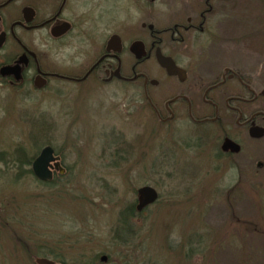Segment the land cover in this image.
<instances>
[{
	"label": "rangeland",
	"instance_id": "1",
	"mask_svg": "<svg viewBox=\"0 0 264 264\" xmlns=\"http://www.w3.org/2000/svg\"><path fill=\"white\" fill-rule=\"evenodd\" d=\"M86 1L97 6L96 17L111 9L115 30L125 24L130 35L148 15L144 0ZM200 1L156 0L153 8L164 25L198 12ZM212 3L211 23L241 49L225 60L255 71L261 86L264 0ZM217 38L222 41L220 33ZM147 68L157 76L154 63ZM78 92L56 83L16 93L0 85V155L6 160L0 161V264H264V167H257L264 163V138L236 132L243 151L225 162L214 159L221 126H196L184 113L160 122L153 105L141 104L130 89ZM153 96L161 103L166 94L153 89ZM39 136L68 170L49 187L15 180L16 150L31 156ZM146 186L159 199L129 218L124 243L117 239L121 217Z\"/></svg>",
	"mask_w": 264,
	"mask_h": 264
},
{
	"label": "flooded vegetation",
	"instance_id": "2",
	"mask_svg": "<svg viewBox=\"0 0 264 264\" xmlns=\"http://www.w3.org/2000/svg\"><path fill=\"white\" fill-rule=\"evenodd\" d=\"M144 1L148 15H143L138 32L130 35L125 24L115 30L111 9L105 8L96 17L97 6H90L91 1L0 0V85L16 93L26 87L42 92L56 83L64 89L77 87V96L82 90L101 93L110 86L130 89L141 104L153 105L160 122L166 121L163 116L171 120L184 113L196 126H221L214 159L234 161L243 151L236 132L250 136L252 128L264 129V107H256L264 100V84L257 85V73L247 66L225 60L227 54L241 49L215 27L216 21L211 23L213 0L198 2V12L176 15L164 25L159 24L153 8L156 2ZM225 16L229 19L230 15ZM217 33L222 41L215 40ZM211 41L215 45L203 46ZM162 59L175 64L172 74L161 65ZM149 63L156 65L157 76L148 71ZM153 89L165 91L161 103ZM227 140L239 145L240 152L225 146ZM137 206L138 199L136 210Z\"/></svg>",
	"mask_w": 264,
	"mask_h": 264
},
{
	"label": "water",
	"instance_id": "3",
	"mask_svg": "<svg viewBox=\"0 0 264 264\" xmlns=\"http://www.w3.org/2000/svg\"><path fill=\"white\" fill-rule=\"evenodd\" d=\"M152 2L156 0H150ZM161 65L167 69L169 74H172L176 68L175 64L170 60H161ZM6 72V69L3 70V73ZM175 73V72H174ZM250 137L253 139H262L264 138V129L263 128H252L250 130ZM225 146H232L236 153L240 152V146L234 142L227 140ZM261 167V165H259ZM32 170L37 179L44 183H51L54 180V172H58L60 175H65L67 170L62 165L61 157L56 155V152L53 147L46 146L43 148L38 157L34 160L32 165ZM159 199V194L157 191L150 187L146 186L138 190V206L137 211L142 212L147 207L155 204ZM107 258H103V261H106ZM37 264H54L48 260H37Z\"/></svg>",
	"mask_w": 264,
	"mask_h": 264
},
{
	"label": "trees",
	"instance_id": "4",
	"mask_svg": "<svg viewBox=\"0 0 264 264\" xmlns=\"http://www.w3.org/2000/svg\"><path fill=\"white\" fill-rule=\"evenodd\" d=\"M42 138V139H41ZM34 146L36 151L34 153H31L32 155L30 156V153L22 147H19L16 150V154H14L15 158H14V166L16 168V176H15V180L19 181L22 180L23 178L27 177L30 178L34 181H36L37 183H39L42 186L45 187H49L51 186L56 180L60 179V180H64L67 177V174L65 176H60V175H56L55 179L53 182L51 183H44L41 182L40 180H38L33 171H32V164L34 162V160L36 159V157L40 154L41 149L43 148L42 144L40 141L44 140L45 137H34ZM3 154L0 155V161H6L3 158ZM29 168V169H28ZM12 170V168H11ZM234 188L229 191L228 195H231L233 193ZM136 208L135 206L131 207L129 210L125 211L121 217V221L119 223V231H120V235L117 237V239L121 240L124 243H128L130 240L128 238H126V235H129V233L131 234V230L129 231L130 227H129V218L131 219L132 217H134L136 215ZM123 232V233H122ZM129 232V233H128Z\"/></svg>",
	"mask_w": 264,
	"mask_h": 264
}]
</instances>
